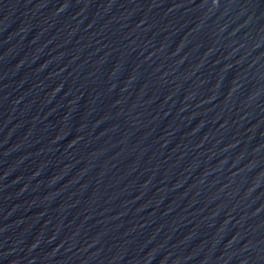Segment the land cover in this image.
I'll list each match as a JSON object with an SVG mask.
<instances>
[{"label":"water","instance_id":"1","mask_svg":"<svg viewBox=\"0 0 264 264\" xmlns=\"http://www.w3.org/2000/svg\"><path fill=\"white\" fill-rule=\"evenodd\" d=\"M0 264H264V0H0Z\"/></svg>","mask_w":264,"mask_h":264}]
</instances>
